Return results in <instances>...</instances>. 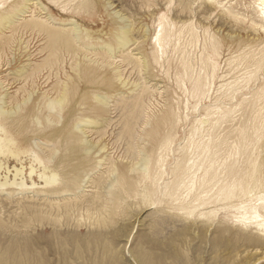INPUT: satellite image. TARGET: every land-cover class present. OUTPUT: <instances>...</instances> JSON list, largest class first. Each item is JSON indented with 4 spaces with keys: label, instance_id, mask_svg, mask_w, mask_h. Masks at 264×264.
<instances>
[{
    "label": "rangeland",
    "instance_id": "obj_1",
    "mask_svg": "<svg viewBox=\"0 0 264 264\" xmlns=\"http://www.w3.org/2000/svg\"><path fill=\"white\" fill-rule=\"evenodd\" d=\"M39 1L56 18H73L90 32H96L95 38L104 44H111L115 49L119 44L116 28L134 24L140 33L136 32V36L130 37V50L141 52L150 63L153 52L151 40L157 19L162 13H167L180 25L201 24L216 35L228 38L229 45L219 59V76L213 86L212 98L204 102L201 110L223 104L215 100L217 91L252 70L237 61L242 54L240 47L250 50L251 46L247 42H255L254 49H262L264 46V34L257 33L252 27L253 22L259 23L252 0H239L238 5L234 0H227L226 5L231 1L237 20L231 17L225 21L222 20L220 9L206 11L198 2L187 4L185 1L173 0L170 4L168 0H84V6L79 9L69 6L71 10L64 15L61 9L48 0ZM106 3H111L113 7L109 10ZM153 11L157 13L156 17L150 16ZM113 12H120L125 21L110 16ZM42 16L47 15L45 13ZM17 30L8 28L0 21V82L4 85V88L0 85V99L3 97L6 102L5 110L15 112L11 116H0V123L8 127L24 150L34 149L45 162L53 160L50 164L52 166L61 163L62 182L56 188H71L72 175L81 181L89 177L92 184L88 185L87 201L70 205L62 202L59 206H53L44 200L34 205L26 201L33 196L39 197L41 189L23 194L8 189L0 194V264H264L262 241L242 238L234 234V231L230 234L214 228L211 230L207 225L196 221L192 223L194 220L187 222L176 212L170 211L166 203L152 207L141 195L145 181L140 180V173L130 171L139 152L154 155L157 144L166 134L165 120L174 108H180L182 113H186L187 101L190 108V119L181 122L177 129L176 147L185 143L194 120L200 119L203 114V111L192 112L195 100L191 94L186 96L179 87L174 67L168 69L166 65L162 68L152 63L150 70L146 71L140 70L137 65L123 64L124 78L129 83V86L123 87L117 83L113 68L85 63V50L75 55L76 49L67 47L58 38H49L45 32L29 28ZM101 32H104L102 37L99 36ZM20 39L29 43V52L19 50L23 47L18 45ZM135 40H138V44L133 46ZM44 58L47 59V65L41 66L42 71L38 75L29 79L16 77L15 74H18L22 66L29 69L31 64L36 67L43 64ZM93 59L103 62L95 56ZM76 62L81 63L77 68ZM187 87L191 90L189 84ZM261 87H264V74H259L258 79L253 80L243 94L250 99ZM142 88L151 90L150 95L144 99L145 104L142 102L147 116L140 112L139 107L135 109L134 97ZM59 89L64 92L65 98L63 103L51 109L49 101L58 97ZM16 90L20 93H16ZM98 94L100 99L101 96L106 98L107 103H99ZM248 116L258 119L264 116V99L255 98ZM235 119V122L224 128L227 129L230 142L237 139L238 130L235 129L241 125L244 127L247 122L241 113ZM85 123H93V126L97 124V127ZM78 125L80 129L76 128ZM80 130H84V138ZM249 132L251 135L252 132ZM260 135L262 138L259 146L264 149V128ZM36 139L39 140L38 149L33 143ZM83 139L106 146L107 154L116 161L119 171L116 182L111 184V191H108V182L112 181V176L108 174L110 161L99 167L93 155L95 153L86 157ZM10 165H15V162L11 160ZM36 182L42 185L37 179ZM7 192H11L10 195L6 196ZM144 208L149 209L144 211ZM86 226L91 229H86Z\"/></svg>",
    "mask_w": 264,
    "mask_h": 264
},
{
    "label": "bare ground",
    "instance_id": "obj_2",
    "mask_svg": "<svg viewBox=\"0 0 264 264\" xmlns=\"http://www.w3.org/2000/svg\"><path fill=\"white\" fill-rule=\"evenodd\" d=\"M48 1L53 6L61 9L64 15L71 10L68 8L69 6H75L79 9L85 4L84 0ZM172 1L168 0V3L171 4ZM179 1H185L187 4L198 2L205 7L206 11L220 9L223 21L231 17L237 20L231 1L227 5V0ZM234 1L235 4H239V0ZM106 6L109 7V10L113 7L111 3H106ZM252 6L259 21V23L253 22L252 27L257 33L264 34V0H252ZM49 12L50 9L39 0H0V21L5 23L8 28H17L18 30L29 28L33 31L45 32L49 38H58L67 47L76 49L75 55L79 51L85 50V63L103 67L106 65L113 68L112 72L115 74L114 77L118 81L117 83H120L123 87L129 86L128 81L124 78L123 64L137 65L140 70L146 71L150 70L152 63L162 68L166 65L168 69L174 67L175 78L179 87L182 91L184 90L186 96L191 94L195 100L192 112L200 113V111H203L201 118L194 120L185 143L176 147L177 129L181 122H187L190 119V108L188 101L186 113H182L180 108H174L165 120L166 134L157 144L154 155L144 151L138 153V157L133 162L130 171L131 173H140V180L145 181L147 185H145L141 194L144 201H148L152 207L166 203L170 211L176 212L178 216H181L187 222L194 220L192 223L196 221L204 226H209L210 229L214 228L216 231L224 233L228 232L231 234L234 231V234L242 238L264 243V149L259 146L262 138L260 134L264 128V116L261 119L257 117L249 118L248 116L255 98L264 99V87L259 88L250 99L243 94V92L248 90L250 83L258 79L259 74H264V46L262 49H254L256 47L255 42H247L246 44L249 47L251 46L250 50H247L244 46L240 47L243 55L240 54L241 56L237 58V61L240 64L249 66L252 70L247 72L243 78L236 80L234 83H227L221 87L222 90L217 91L215 100L216 102L222 101L223 104L220 106L216 105L213 108L204 107L201 110L204 102L212 98L213 86L219 76V59L224 49L229 45L228 38L216 35L212 30L201 24L199 26L193 23L180 25L171 19L167 13H162L157 19L156 28L154 27L155 34L151 40L153 44L152 62L150 63L141 52L134 53L135 50H130V44L132 43L130 37L132 38L136 32L140 33V30L137 31L135 29L134 24L116 28V32H118L116 39L119 44L115 49L111 44H104L99 38H95L97 37L96 32H90L73 18L59 19ZM45 13L47 16L43 17L42 15ZM110 16L117 18L119 21H125V17L120 12L110 13ZM150 16L156 17L157 13L153 11ZM99 36H104V32H101ZM137 44L138 40H135L133 46ZM18 45L20 47L23 46L19 50L23 49L24 53L29 52V43L27 41L20 39L18 40ZM117 50L119 51L117 52ZM90 55L91 57H89ZM93 55L97 60L98 58L102 59L103 62L99 63V61L93 59ZM46 61L47 59L41 65L37 63L36 67H32L29 64V67L31 66L29 69L24 65L17 72L18 74L15 75L19 79L33 78L42 71L41 66L46 64ZM80 65V62H76V68ZM142 78L146 77L142 76ZM187 84L191 86V90L187 87ZM0 85L4 88L2 82H0ZM150 91L142 88L138 95L134 97L135 109L139 107L140 112L144 116H147V111L144 109L142 102L144 103L145 97L150 95ZM17 92L20 93L19 90H16ZM29 97L31 98V96ZM101 97L100 99L98 94L99 103H102V105L107 103V99L103 96ZM64 98V92L60 90L58 97L55 99L51 98L52 100L49 101L51 109L56 104L60 105L63 103ZM47 99L50 98L47 97ZM25 103L23 102V104ZM46 106L48 107V105ZM5 107L6 102L2 97L0 99L1 117L11 116L15 113L5 110ZM238 113H241L242 118H247V122L244 127L241 125L239 129H235L236 131L238 130L237 139L230 142V136L227 135V129L224 128L227 124L236 121L235 116ZM95 120L92 121L94 122ZM255 121L257 123L254 124ZM37 122L39 123V121ZM37 122L35 123L37 124ZM80 125L76 128L80 129ZM89 125L93 126L94 124ZM96 125L93 127H97ZM249 131L252 132L251 135ZM79 132L84 138V130ZM254 136L256 137L255 141H253ZM18 143L19 141L10 133L8 127L0 123V194H4L8 189L15 190L17 194L41 189L40 192L42 193L39 197L33 196V198L31 197L32 199H26V201L28 200L29 203L36 205L44 200L53 206H59L62 202L70 205L71 203L79 204V202L87 201L86 197L89 194L88 185L92 184L89 177L81 181L78 180L79 177L72 175L70 181H72L73 186L68 189H58L56 188L58 187L57 185L62 182L60 174L61 163L57 166H52L50 164L53 160L45 162L34 149L24 150ZM33 143L38 149L39 140L37 141L36 139ZM82 143L85 146L83 151L85 156L88 157V155L95 153L93 155L97 159L99 167L110 161L108 174L112 176V181L108 182V191H111V184L113 181L116 182L119 171L116 161L107 154L106 146L94 144L87 139H83ZM11 160L15 162V165H10ZM36 179L42 184L41 186L36 182ZM80 182H83V184L81 185ZM96 190L98 193V189ZM70 191L73 193H70ZM106 191H104V194ZM10 193L7 192L6 196L10 195ZM25 196H27V193ZM121 201L123 202V200ZM18 202L20 203V201ZM121 205L123 204L121 203ZM25 207L27 209L26 205ZM160 216L163 217L162 214ZM167 218L170 219L169 216ZM88 227L91 229L90 226H86V229Z\"/></svg>",
    "mask_w": 264,
    "mask_h": 264
}]
</instances>
